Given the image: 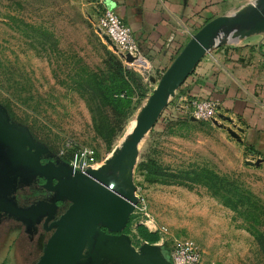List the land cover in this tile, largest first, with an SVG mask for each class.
<instances>
[{
  "label": "rangeland",
  "instance_id": "1",
  "mask_svg": "<svg viewBox=\"0 0 264 264\" xmlns=\"http://www.w3.org/2000/svg\"><path fill=\"white\" fill-rule=\"evenodd\" d=\"M92 2L0 0V103L56 155L69 161L73 148L87 146L100 166L129 137L127 126L162 73L124 61L100 32L101 8ZM249 4L231 5L224 14L239 15ZM117 61L142 88L133 84L130 104L114 110L100 80ZM183 83L126 161L125 173L117 172L132 179L137 197L123 231L138 247L146 241L169 250L191 240L200 264H264V159L240 143L220 114L206 121L185 114V97L192 96H182ZM139 227L158 239L145 240ZM6 246L0 264H21L23 253L11 256Z\"/></svg>",
  "mask_w": 264,
  "mask_h": 264
},
{
  "label": "water",
  "instance_id": "2",
  "mask_svg": "<svg viewBox=\"0 0 264 264\" xmlns=\"http://www.w3.org/2000/svg\"><path fill=\"white\" fill-rule=\"evenodd\" d=\"M244 11L234 16H216L191 35L157 82L150 79L155 86L142 105L129 137L111 160L106 159L104 164L85 173L74 171L67 162H61L57 167L51 163L41 165L40 151L48 147L36 141L26 125L12 121L6 107L0 103V192L8 185L6 178L11 174H38L47 184L52 178L56 180L53 186L56 200L71 202L55 223L56 230L37 264H104L111 260L118 264H172L168 250L162 244L145 241L135 248L129 236L122 232L137 197L132 179L120 178L117 172L125 173L126 161L158 120L168 97L211 48L223 43H237L251 31L264 29V0H252ZM219 38L224 39L220 42ZM105 40L110 43L107 38ZM111 47L116 50L114 45ZM125 61H133L132 56L127 54ZM229 131L239 139L234 131ZM110 167L114 173L109 172ZM101 227L109 233L119 234L106 233Z\"/></svg>",
  "mask_w": 264,
  "mask_h": 264
},
{
  "label": "crops",
  "instance_id": "3",
  "mask_svg": "<svg viewBox=\"0 0 264 264\" xmlns=\"http://www.w3.org/2000/svg\"><path fill=\"white\" fill-rule=\"evenodd\" d=\"M246 0H94L109 5L130 26L151 74L162 73L204 23ZM181 93L216 99L219 114L240 143L264 159V29L237 43L211 48L182 85Z\"/></svg>",
  "mask_w": 264,
  "mask_h": 264
},
{
  "label": "flooded vegetation",
  "instance_id": "4",
  "mask_svg": "<svg viewBox=\"0 0 264 264\" xmlns=\"http://www.w3.org/2000/svg\"><path fill=\"white\" fill-rule=\"evenodd\" d=\"M10 119L14 121L11 117ZM34 139L39 141L35 137ZM61 162L68 161L49 148L40 151L41 165L51 163L57 167ZM20 173L9 175L6 178L8 185L0 192L2 198L0 247L7 243L5 253H11V256L12 253H23L21 264H37L56 230L55 223L71 202L67 199L56 200L57 194L53 189L56 184L54 178L51 179L50 184H47L43 176L38 174L28 176ZM101 230L109 233L104 227H101ZM109 234L119 233L110 232ZM134 247L138 248V246ZM104 264H118V262L111 260Z\"/></svg>",
  "mask_w": 264,
  "mask_h": 264
},
{
  "label": "built area",
  "instance_id": "5",
  "mask_svg": "<svg viewBox=\"0 0 264 264\" xmlns=\"http://www.w3.org/2000/svg\"><path fill=\"white\" fill-rule=\"evenodd\" d=\"M98 27L114 45L116 51L125 61L127 54L131 55L133 61L126 63L143 64L151 66L145 61L132 29L109 5L102 6L98 18ZM185 108L182 110L189 117L196 120H215L219 114V102L216 99L190 97L186 98ZM68 164L74 171L85 173L88 169L96 168L95 150L87 146H78L72 149V155ZM168 255L172 264H200L199 250L191 240H182L175 246L169 248Z\"/></svg>",
  "mask_w": 264,
  "mask_h": 264
},
{
  "label": "trees",
  "instance_id": "6",
  "mask_svg": "<svg viewBox=\"0 0 264 264\" xmlns=\"http://www.w3.org/2000/svg\"><path fill=\"white\" fill-rule=\"evenodd\" d=\"M182 48V47H181ZM180 48V49H181ZM179 49V51H180ZM178 51V52H179ZM177 52V53H178ZM118 68L114 72L107 73L100 80L103 87L102 95L105 99L107 105L110 106L111 109L119 110L124 109L131 102L132 85L134 84L138 89L142 88V84L137 80L135 76H133L130 71L124 69L120 63L117 61ZM164 71V70H163ZM194 71V70H193ZM192 71V73H193ZM191 73V74H192ZM94 81V80H93ZM95 82V81H94ZM94 86V85H93ZM146 97V96H145ZM178 114L176 117H180ZM96 130L106 139L109 138V135H106L99 126H96ZM213 178L221 180L219 176L216 174H212ZM140 235L147 241L154 242L158 239V235L152 232L147 231L145 227H139ZM168 250V248H167Z\"/></svg>",
  "mask_w": 264,
  "mask_h": 264
},
{
  "label": "bare ground",
  "instance_id": "7",
  "mask_svg": "<svg viewBox=\"0 0 264 264\" xmlns=\"http://www.w3.org/2000/svg\"><path fill=\"white\" fill-rule=\"evenodd\" d=\"M223 39H224V38H219L218 41L221 42V41H223ZM135 122H136V121H133V122H131V123L127 126V128H126V132H125V137H128V136L130 135V133H131L133 127H134ZM95 167H96V168L99 167V165L97 164V162H96V164H95Z\"/></svg>",
  "mask_w": 264,
  "mask_h": 264
}]
</instances>
